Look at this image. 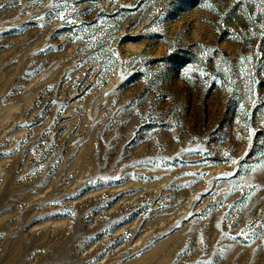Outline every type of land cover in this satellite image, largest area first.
Listing matches in <instances>:
<instances>
[{
    "label": "rangeland",
    "instance_id": "1",
    "mask_svg": "<svg viewBox=\"0 0 264 264\" xmlns=\"http://www.w3.org/2000/svg\"><path fill=\"white\" fill-rule=\"evenodd\" d=\"M0 264H264V0H0Z\"/></svg>",
    "mask_w": 264,
    "mask_h": 264
}]
</instances>
